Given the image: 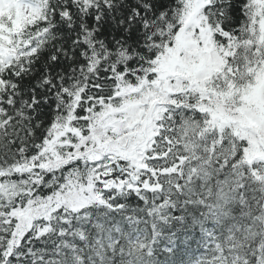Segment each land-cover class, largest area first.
I'll return each mask as SVG.
<instances>
[{
	"label": "snow or ice",
	"instance_id": "obj_1",
	"mask_svg": "<svg viewBox=\"0 0 264 264\" xmlns=\"http://www.w3.org/2000/svg\"><path fill=\"white\" fill-rule=\"evenodd\" d=\"M0 264H264V0H0Z\"/></svg>",
	"mask_w": 264,
	"mask_h": 264
}]
</instances>
